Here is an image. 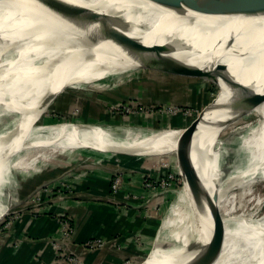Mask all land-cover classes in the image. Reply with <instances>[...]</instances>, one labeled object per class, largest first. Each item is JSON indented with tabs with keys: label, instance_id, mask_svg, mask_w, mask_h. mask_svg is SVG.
<instances>
[{
	"label": "bare ground",
	"instance_id": "6f19581e",
	"mask_svg": "<svg viewBox=\"0 0 264 264\" xmlns=\"http://www.w3.org/2000/svg\"><path fill=\"white\" fill-rule=\"evenodd\" d=\"M54 1L58 10L42 0L0 1V165L5 166L0 169V219L12 200L6 187L14 174L35 172L40 162L59 154L93 147L129 153L176 148L191 154V146L181 143L183 129L123 131L72 123L34 129L46 103L67 86L88 81L102 88L95 81L103 76L140 67L215 82L229 94L219 104L213 102L190 135V143H199L209 131L207 148L215 141L214 130L244 121L235 105L238 92L229 81L243 82L241 73H252L253 81L246 85L264 92V13H179L150 0ZM252 112H259L254 126L241 122L231 129H248L233 157L219 165V155L226 151L224 136L198 161L197 191L190 193L184 183L177 192L151 264H196L221 233L223 241L200 264H264V214L231 215L227 198L231 189L247 194L254 183L264 182V101L248 114ZM208 116L205 124L202 119ZM229 224L234 229H219ZM165 244L168 249L162 248Z\"/></svg>",
	"mask_w": 264,
	"mask_h": 264
},
{
	"label": "rangeland",
	"instance_id": "374dc122",
	"mask_svg": "<svg viewBox=\"0 0 264 264\" xmlns=\"http://www.w3.org/2000/svg\"><path fill=\"white\" fill-rule=\"evenodd\" d=\"M132 72L139 75L123 77L122 74L117 73L118 75L103 76L95 81V83L103 84L102 88L90 85L88 81L72 83L75 84V87H65L50 102L46 103L45 109L39 113L32 127L37 129L43 125L72 123L84 124L83 126L121 127L123 131L126 128L178 130L200 113L211 99V104L203 110L202 117L209 113L207 110H210L213 102L217 100L216 102L219 104L229 94L225 95L226 90L220 89L219 84L204 79L170 76L162 71L141 67ZM241 75L244 84L253 81L252 73L244 72ZM86 89L91 90L90 92H93L103 102L98 100L103 104L102 108L100 105H93L92 111L96 112L94 119L103 120L105 123L89 122L91 120L88 118L86 120L85 116L90 115L89 105L83 104L84 96L81 94ZM64 91L72 95L71 100L69 99L65 106H55L54 100ZM257 115L259 116V112L258 114L257 112L248 114L244 122L252 124L251 126L255 125ZM209 118L210 116L202 120H206L205 124H207ZM241 122H228L223 128L213 132L215 141L209 146L213 149L218 147L219 141L226 136L224 142L228 152L221 159V167L233 157L239 141L247 135L248 129L238 131L236 128L233 133H230L231 129ZM209 136L211 133L204 131L199 143L186 144L191 146V157L196 170L198 161L200 162L204 152L209 148L206 144ZM81 150L68 155L59 154L47 163L40 162L41 167L35 172L29 171L24 175L14 174L13 184L6 187L8 199L10 196L12 200L8 202L10 203L8 210L0 219V231L7 229L13 218L16 220L22 214L23 216L24 214L37 215L41 210L46 209V205L57 207L67 197L73 198L74 206H81L84 203L91 205L106 203L120 215L123 214L124 219L134 214V222L128 228L122 229L116 236H112V240L98 235L83 243H77L75 241L77 227L73 230L72 225L61 219V217L73 219V214L66 208L59 209L54 213L58 224L52 233L55 235L54 237L50 236L48 240L55 250L56 256L66 264H84L83 255L89 251L104 249L106 246L121 248V243L118 242L120 237L124 239L123 243L128 246L124 245L126 246L124 250L129 248L128 250L132 254L124 252V257L119 264H151L154 248L149 257L145 255L146 221L148 216H156L153 199L165 181L166 171L175 169L178 150L174 148L163 152L157 150L132 152L147 157L94 147L84 150L85 152H81ZM2 167L5 166L0 165V169ZM98 168L105 170L109 175L106 180L107 184L103 183V179L99 177L96 170ZM83 183L85 186L81 191ZM133 184L136 188L131 187ZM179 187H181L180 184L177 189ZM243 192L245 193V190H229L227 198L233 208L231 215H263L264 182L254 183L250 193L244 194ZM172 203L173 200L164 208L162 218L171 209ZM219 229H224L226 232L234 227L229 224ZM211 236L202 242H206ZM69 244L72 247L69 248ZM57 246L59 248L55 249ZM74 246H80L81 249H75Z\"/></svg>",
	"mask_w": 264,
	"mask_h": 264
},
{
	"label": "crops",
	"instance_id": "0c3cea01",
	"mask_svg": "<svg viewBox=\"0 0 264 264\" xmlns=\"http://www.w3.org/2000/svg\"><path fill=\"white\" fill-rule=\"evenodd\" d=\"M163 73L170 76L173 75L168 72ZM179 77L182 78L184 76L180 75ZM90 91L91 90L86 89L81 93L84 96L83 104L87 103L89 105L90 115L84 116L86 120H91L89 122L105 123L103 120L94 119L96 117V112L92 111L93 105H100L102 108L103 104L98 102V100H101ZM224 93L225 95L228 94L226 91ZM71 96L69 92L64 91L56 97L57 99L54 100L53 104L59 107L65 106ZM101 117L102 115L100 118ZM168 122L171 125V122ZM96 170L99 177L103 179H101L103 183L107 184L106 180H108L109 175L106 171L100 168ZM134 184L136 183L134 182ZM134 184L131 186L132 188H136ZM84 186L85 183L81 186V191L84 190ZM73 203V198L67 197L62 200L61 205H57V207L46 205V209L43 211L41 210L37 215L31 216L29 214H24L23 216L22 214L16 220L12 219L13 221H10L7 229L0 231V264H66L56 256L55 250L48 242L49 237H54L55 235L52 233L56 230L58 224L54 217V213L59 209L66 208L73 214V219H75L77 227L75 236V241L77 243H83L98 235H102L107 239L111 238L112 240V236H116L122 229L128 228L135 220L134 214L124 219L123 214L120 215L111 205L106 203L93 205L84 203L81 206H74ZM136 221L138 220L136 219ZM123 240V238H118V242L121 243V248H110L106 246L104 249L87 252L83 255L84 264H119L124 257V252L132 254L131 251L128 250L129 248L126 251L124 250L127 245L123 243ZM70 246L71 244H69V248ZM74 248L81 249L80 246H74ZM132 251L134 252V250Z\"/></svg>",
	"mask_w": 264,
	"mask_h": 264
},
{
	"label": "water",
	"instance_id": "95a60500",
	"mask_svg": "<svg viewBox=\"0 0 264 264\" xmlns=\"http://www.w3.org/2000/svg\"><path fill=\"white\" fill-rule=\"evenodd\" d=\"M2 1V0H0ZM43 3L48 5L50 8L54 10H58L59 7L54 0H42ZM154 3L164 6L166 8L172 9L176 12L183 13L184 11L191 10L195 12H199L202 14L207 15H242V16H250V15H257L264 13V0H150ZM172 69H178V66H173ZM139 75V74H138ZM137 73L134 72H125L122 73L123 77L128 76H138ZM184 77H195L197 76H190V75H183ZM230 86L235 88L238 92V99L235 101V105L237 108L240 109L239 117L244 118V121L248 116H246L251 110L257 107L264 101V92L259 93L244 84L241 81L232 80L229 81ZM212 99L210 102L205 105L200 113H198L193 119H191L182 129H183V136L185 138L182 140L184 146L186 143H190V135H192L193 131L196 129L199 121L202 118L203 110L211 104ZM242 122V126L248 123ZM244 123V124H243ZM250 124V123H249ZM80 125V124H78ZM84 125V124H82ZM251 125V124H250ZM254 126V125H253ZM238 129V127H237ZM241 129H244L241 128ZM236 130V129H235ZM233 133V131L231 132ZM189 137V139H188ZM180 143V146H181ZM225 155L228 152L227 146ZM125 154L135 155L138 157H147L138 155L135 153L124 152ZM219 155L220 161L225 156ZM177 162L175 163V169L171 170L168 169L165 175V181L162 183V187L157 190L156 196L154 197L153 204L155 207L156 216H148L147 224L145 226L146 236H145V255L147 257L150 256L151 251L153 250L154 246L157 245V242H161L165 234L162 229L163 224V213L164 208L171 204L172 200L175 198L177 192L182 188L184 182L187 185V188L190 193L197 191L199 186L201 185V179L199 173L197 172L195 165L193 163L190 151L182 149L177 154ZM221 166V162L219 164ZM181 187L177 189L179 184ZM215 216L217 212L213 213ZM148 229V230H147ZM222 238H218L216 243H213L209 246V251L206 252L196 260V264H200L202 259H206L210 252H212L216 246L215 244L220 243L223 241L224 236L221 233ZM162 248L168 249L167 244L162 245ZM171 249V248H170ZM260 255V254H259ZM259 257V256H258ZM264 258V255L262 256ZM264 262V259H263ZM195 264V263H192Z\"/></svg>",
	"mask_w": 264,
	"mask_h": 264
},
{
	"label": "built area",
	"instance_id": "2783aa9c",
	"mask_svg": "<svg viewBox=\"0 0 264 264\" xmlns=\"http://www.w3.org/2000/svg\"><path fill=\"white\" fill-rule=\"evenodd\" d=\"M14 219V218H13ZM62 220H64L65 222H67V224L72 225V229L74 230V228H76L75 223L72 221L73 219L68 218V217H61ZM71 227V226H70ZM59 246H57L55 249H58Z\"/></svg>",
	"mask_w": 264,
	"mask_h": 264
},
{
	"label": "trees",
	"instance_id": "16d2710c",
	"mask_svg": "<svg viewBox=\"0 0 264 264\" xmlns=\"http://www.w3.org/2000/svg\"><path fill=\"white\" fill-rule=\"evenodd\" d=\"M72 221L75 223V219H73ZM75 225H76V223H75Z\"/></svg>",
	"mask_w": 264,
	"mask_h": 264
}]
</instances>
